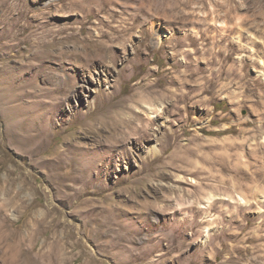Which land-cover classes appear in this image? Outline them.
<instances>
[{"label":"rangeland","instance_id":"374dc122","mask_svg":"<svg viewBox=\"0 0 264 264\" xmlns=\"http://www.w3.org/2000/svg\"><path fill=\"white\" fill-rule=\"evenodd\" d=\"M262 63L264 0H0V264H264Z\"/></svg>","mask_w":264,"mask_h":264},{"label":"bare ground","instance_id":"6f19581e","mask_svg":"<svg viewBox=\"0 0 264 264\" xmlns=\"http://www.w3.org/2000/svg\"><path fill=\"white\" fill-rule=\"evenodd\" d=\"M262 64H264V63H262ZM263 75H264V72H263ZM3 162L0 160V170L3 168ZM2 171V170H1ZM5 173V172H4ZM4 177V176H3ZM6 177V176H5ZM14 178H16V177H14ZM14 181H15V179H10L9 177L6 179V178H4V179H2V184L0 185V216L2 215V217H0V220L4 223V221L5 222H7V218H6V215H5V213H4V208H5V206H7V205H11V206H13V205H15V200H16V198H17V193L14 191V189H13V186H14ZM240 200H243L244 202H245V199L244 198H242L241 196H240V198H239ZM7 200L10 202H7ZM247 202V201H246ZM4 215V216H3ZM3 218H4V220H3ZM10 221V220H9ZM0 224V230H1V232H0V244L2 245V247H4V246H6L5 247V249L7 248V246L9 247V245H10V243H9V240H10V238L11 237H9V234H7V233H5L2 229H1V226H3L4 224ZM10 224V223H9ZM29 226V225H28ZM16 228V227H15ZM7 230V229H6ZM16 230V229H15ZM13 232H14V230H13ZM18 232V231H17ZM27 232L28 233H30L31 234V232H32V228H31V226H29L28 228H27ZM14 234V233H13ZM13 234H11V235H13ZM13 239V238H12ZM13 241V240H12ZM5 249H3V250H5ZM11 249V248H10ZM14 248H12V251H14L13 250ZM1 250V249H0ZM9 250V249H8ZM20 250V249H19ZM2 251V250H1ZM11 251V252H12ZM13 253V252H12ZM11 253V254H12ZM1 254V253H0ZM5 254V253H4ZM12 260H15V259H12ZM14 262V261H13Z\"/></svg>","mask_w":264,"mask_h":264}]
</instances>
